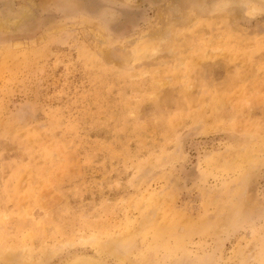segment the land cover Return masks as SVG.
I'll list each match as a JSON object with an SVG mask.
<instances>
[{"label": "rangeland", "instance_id": "374dc122", "mask_svg": "<svg viewBox=\"0 0 264 264\" xmlns=\"http://www.w3.org/2000/svg\"><path fill=\"white\" fill-rule=\"evenodd\" d=\"M0 264H264V0H0Z\"/></svg>", "mask_w": 264, "mask_h": 264}]
</instances>
